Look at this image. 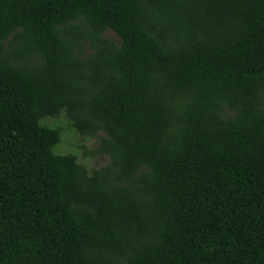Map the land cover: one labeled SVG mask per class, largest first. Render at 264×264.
<instances>
[{
	"label": "trees",
	"instance_id": "16d2710c",
	"mask_svg": "<svg viewBox=\"0 0 264 264\" xmlns=\"http://www.w3.org/2000/svg\"><path fill=\"white\" fill-rule=\"evenodd\" d=\"M0 264H264V0H0Z\"/></svg>",
	"mask_w": 264,
	"mask_h": 264
},
{
	"label": "rangeland",
	"instance_id": "374dc122",
	"mask_svg": "<svg viewBox=\"0 0 264 264\" xmlns=\"http://www.w3.org/2000/svg\"><path fill=\"white\" fill-rule=\"evenodd\" d=\"M107 34L112 36L110 31ZM46 121L61 128V139L54 147L56 152L74 153L80 162L91 168H97L109 162L108 154L98 149L100 138L105 136L101 130L93 136L82 134L72 126L64 113L47 118Z\"/></svg>",
	"mask_w": 264,
	"mask_h": 264
}]
</instances>
